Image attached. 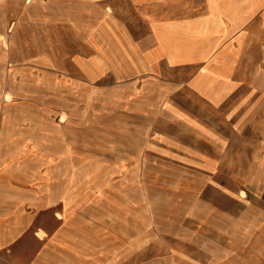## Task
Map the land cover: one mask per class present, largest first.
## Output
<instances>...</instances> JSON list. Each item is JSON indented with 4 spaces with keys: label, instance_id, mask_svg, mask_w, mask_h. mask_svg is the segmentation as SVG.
I'll return each mask as SVG.
<instances>
[{
    "label": "crops",
    "instance_id": "obj_1",
    "mask_svg": "<svg viewBox=\"0 0 264 264\" xmlns=\"http://www.w3.org/2000/svg\"><path fill=\"white\" fill-rule=\"evenodd\" d=\"M34 20L40 50L87 52L64 58L102 78L117 160L182 180L177 204L200 219L190 263L264 264V0H0V50L25 44ZM96 61L90 79L80 62ZM30 205L13 174L0 178V264H15Z\"/></svg>",
    "mask_w": 264,
    "mask_h": 264
},
{
    "label": "rangeland",
    "instance_id": "obj_2",
    "mask_svg": "<svg viewBox=\"0 0 264 264\" xmlns=\"http://www.w3.org/2000/svg\"><path fill=\"white\" fill-rule=\"evenodd\" d=\"M38 24H29L25 44L0 50L13 61L0 66V178L13 174L31 196L30 226L12 246L15 264L37 256L39 264L197 262L199 211L177 204L182 180L139 177L117 160L119 131L102 78L87 81L64 58L87 52L69 36L57 47L74 50H40ZM37 229L46 237L36 239Z\"/></svg>",
    "mask_w": 264,
    "mask_h": 264
},
{
    "label": "bare ground",
    "instance_id": "obj_3",
    "mask_svg": "<svg viewBox=\"0 0 264 264\" xmlns=\"http://www.w3.org/2000/svg\"><path fill=\"white\" fill-rule=\"evenodd\" d=\"M211 2V1H210ZM210 2L208 3V8L209 11L213 14L214 12L212 11L213 8L210 6ZM11 30V28L8 30V32ZM0 43L5 46L6 41H5V37L4 36H0ZM81 67L83 66L84 72L86 73V75L90 78V79H94L95 75H96V71L100 68L99 63H97V61L94 63V65H86L83 62H80ZM36 234L38 236V238L42 239L45 236V232L41 229H37Z\"/></svg>",
    "mask_w": 264,
    "mask_h": 264
}]
</instances>
